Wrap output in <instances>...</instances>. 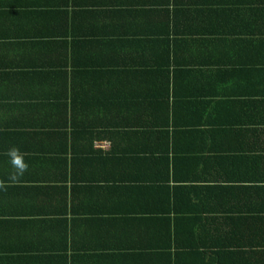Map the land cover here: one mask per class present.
Wrapping results in <instances>:
<instances>
[{
  "label": "crops",
  "instance_id": "crops-1",
  "mask_svg": "<svg viewBox=\"0 0 264 264\" xmlns=\"http://www.w3.org/2000/svg\"><path fill=\"white\" fill-rule=\"evenodd\" d=\"M260 8V0H0V179L12 171L13 146L29 165L0 191V264H211L213 251L175 247L178 227L197 218L215 219L219 247L234 239L240 254L219 251L220 263L264 264L256 81L204 86L191 73L245 56ZM225 40L238 50L228 44L227 54ZM70 121L77 150L101 133L109 145L101 149L114 154L63 160L70 130L61 125ZM165 147L173 160L149 159Z\"/></svg>",
  "mask_w": 264,
  "mask_h": 264
},
{
  "label": "trees",
  "instance_id": "trees-1",
  "mask_svg": "<svg viewBox=\"0 0 264 264\" xmlns=\"http://www.w3.org/2000/svg\"><path fill=\"white\" fill-rule=\"evenodd\" d=\"M260 5L261 8L259 10V12L261 11L260 14V25L258 26V28L260 29V31L258 32V36L257 34H255V39L253 40L254 45L253 48L249 47V48H240L241 52L245 53L246 55L243 56H239L238 58H232L230 57V60L227 62H224L221 64V68H218V70H211L210 66L212 63H202L200 64L199 70H193L191 71L192 75L195 77L196 80H198L199 82H201L202 84H207L208 82H213V84L217 83L218 86L220 83H228L229 86H232V84H238L239 82L243 81L245 82H250L251 80L256 81L257 84V89H258V93L255 94L258 97L259 103H260V107L261 109V116L260 119L263 120L264 119V0H260ZM250 43V40L247 42ZM228 44L232 45L236 48V50H238V44L237 42L235 43L233 42H227L225 40V47L227 48V54H228ZM246 45V44H245ZM235 53L238 56V52L235 51ZM198 66V65H197ZM204 67H207L206 70H203ZM212 67V66H211ZM217 72H222L224 74V79L219 80L221 77V73ZM253 75H256L257 78L255 79V77L252 78ZM166 81H168V77H166ZM237 98H241L243 95H251L250 93H246L244 92V94H241L240 92H238L237 94ZM171 96L170 91H169V84H168V89H166V92H164L163 97L164 98H169ZM218 96L221 97L220 94H218ZM224 98H228V96H223ZM30 128H34V126H31ZM59 128V126H58ZM62 129H69V133H68V152H69V156L63 158L67 159L70 161V163L72 165H75L77 160H80L82 156L86 155H96L97 158H105L103 156H110L114 154V150H110V151H106L103 150L99 147H95V143H98L97 141L103 139L104 137L101 135V133L99 135H96L95 137H93V135H91L88 139H86V145H88V147L86 149H83L81 151L77 150V148H75V142L77 140V134H76V128H75V124L74 122L70 121V124H66V122H64L63 125H61ZM111 140L113 141V138H111ZM100 142V141H99ZM93 145L95 148H93ZM155 150V149H153ZM159 152L164 153L163 157H158V158H151L149 157V159L153 160V159H161V160H173L174 157H169V148L165 147L162 149H158ZM154 154V153H153ZM71 185H75V181H70ZM188 225H190L188 222H184L182 224V226L178 227L177 230V234L176 237L178 241L180 242H186L188 245L186 244H180L179 242H177L175 240V247L178 250L181 251H189L195 247L192 246H197V251H202V253H207L208 251H213L211 256H208L211 258V264H222L220 263V254L223 251H227V255L231 254L232 257H228L229 260H234L240 253L238 252H234L233 248L235 247V245L233 244L234 239H230L229 243L226 245H222L221 247L220 244L218 243V235L216 233H218V230L215 228V219L212 218L211 220H209V222L204 219V218H197L195 219V222L192 223V225L190 227H187ZM182 230V231H180ZM180 231V232H179ZM223 240V238H222ZM227 240V239H225ZM224 241V240H223ZM209 242H213L214 245H212V247H206V243ZM231 242V244H230ZM227 246V247H226ZM231 247V248H230ZM217 248V249H216ZM221 251V252H219ZM244 258V256H243ZM240 262H238L239 264ZM228 264V263H227ZM232 264H236L235 261ZM245 264V261L244 263Z\"/></svg>",
  "mask_w": 264,
  "mask_h": 264
},
{
  "label": "clouds",
  "instance_id": "clouds-1",
  "mask_svg": "<svg viewBox=\"0 0 264 264\" xmlns=\"http://www.w3.org/2000/svg\"><path fill=\"white\" fill-rule=\"evenodd\" d=\"M12 171L6 179H0V191H7L13 184L21 182V178L29 170L24 154L16 146L9 148L6 152Z\"/></svg>",
  "mask_w": 264,
  "mask_h": 264
},
{
  "label": "built area",
  "instance_id": "built-area-1",
  "mask_svg": "<svg viewBox=\"0 0 264 264\" xmlns=\"http://www.w3.org/2000/svg\"><path fill=\"white\" fill-rule=\"evenodd\" d=\"M95 147L107 149L109 145L106 142H98V143H95Z\"/></svg>",
  "mask_w": 264,
  "mask_h": 264
}]
</instances>
